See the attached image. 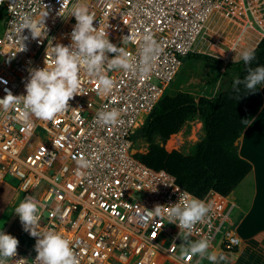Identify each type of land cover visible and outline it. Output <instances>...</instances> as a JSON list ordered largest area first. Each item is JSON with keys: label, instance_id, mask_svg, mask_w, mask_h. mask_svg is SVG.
Segmentation results:
<instances>
[{"label": "built area", "instance_id": "2783aa9c", "mask_svg": "<svg viewBox=\"0 0 264 264\" xmlns=\"http://www.w3.org/2000/svg\"><path fill=\"white\" fill-rule=\"evenodd\" d=\"M82 2L95 13L94 26L105 29L112 43L119 47L126 41L123 46L134 62L139 61L143 35L151 32L161 49L152 70L140 74L105 67L113 81L105 92L95 76L81 69V92L48 120L25 117L22 102L0 107V183L7 177L18 180V204L28 195L39 201L41 228L66 230L78 264H198L203 257L181 252L186 242L177 235V224L148 216L156 205L173 204L188 191L167 170L141 161L135 138L189 54L198 51L209 21L226 0ZM65 4L70 7L72 0ZM45 7L47 35L32 38L27 28L20 32L22 18L38 16ZM60 7L61 0H0V98L9 91L26 93L30 69L45 66L49 46L71 45L76 20L60 15ZM24 36L26 47L17 51ZM110 109L121 113L117 123L98 122L97 113ZM81 159L90 166L81 167ZM226 222L224 207L212 204L190 239L206 237L209 252L233 251L242 241ZM21 257L40 264L35 248L17 246L11 260Z\"/></svg>", "mask_w": 264, "mask_h": 264}, {"label": "clouds", "instance_id": "9594fccd", "mask_svg": "<svg viewBox=\"0 0 264 264\" xmlns=\"http://www.w3.org/2000/svg\"><path fill=\"white\" fill-rule=\"evenodd\" d=\"M63 9V11H61ZM59 14L74 15L76 23L71 33V45L56 44L49 46L45 58V66L30 69V76L25 85L24 95H13L11 91L4 98H0V107L8 109L12 105L22 102V114L25 117L35 116L48 120L58 113L65 111L68 101L74 94L81 92V69L90 76L98 79L102 89L107 92L111 89L113 81L106 74L108 70L122 69L132 73L147 74L151 72L153 61L160 52V45L151 32L143 35V43L140 46V57L134 62L129 52L123 46H117L109 40L105 29L94 26L95 13L90 12L82 0H72L69 7L65 0H61ZM48 15L46 7L38 16L26 14L19 24V30L27 28L32 38H43L47 35L45 17ZM19 32V33H20ZM22 38L23 50L26 45ZM115 53L109 57L107 53ZM240 58L245 65H249L255 58L254 48H245L240 52ZM243 84L245 94L258 90V85L264 86V65H258L254 69L249 68L247 75L241 80L239 77L233 81V87L240 98V88ZM22 97V101H21ZM121 113L117 109L102 110L97 113V121L109 125L118 121ZM241 123L247 125L248 119H241ZM81 167H89L87 159L79 161ZM212 211V204L204 199L194 197L188 192L180 194L177 202L169 205H156L149 211L148 216L167 218V222L175 223L181 229L177 234L186 243L181 244V252L184 254L206 257L213 264L225 259L222 255L209 252V240L206 237L193 240L195 226L203 222ZM18 214L24 230L37 237L35 249L40 264H78L72 237L64 229L41 228L39 201L31 195L23 198L14 208ZM19 240L16 236L0 230V264H28V259L21 257L14 262L11 260L16 255Z\"/></svg>", "mask_w": 264, "mask_h": 264}, {"label": "trees", "instance_id": "16d2710c", "mask_svg": "<svg viewBox=\"0 0 264 264\" xmlns=\"http://www.w3.org/2000/svg\"><path fill=\"white\" fill-rule=\"evenodd\" d=\"M254 49L256 58L249 65L242 59L226 62L206 53L189 54V59H204L233 69L235 74L228 86L214 97H197L187 91L175 95L168 92L142 128L148 149L137 153V157L154 169H165L173 174L177 183L194 197L204 199L211 191L228 196L253 168L252 163L241 156L238 140L262 107L261 85L248 94L243 84L236 86L240 88V98L236 99L238 94L233 81L237 77L243 80L249 68L264 65V37ZM197 115L205 135L197 142L194 152L167 150L165 143L168 141L167 146L173 147L176 133ZM241 119H248V124H242Z\"/></svg>", "mask_w": 264, "mask_h": 264}, {"label": "rangeland", "instance_id": "374dc122", "mask_svg": "<svg viewBox=\"0 0 264 264\" xmlns=\"http://www.w3.org/2000/svg\"><path fill=\"white\" fill-rule=\"evenodd\" d=\"M264 0H226L224 5L212 16L203 37L198 43L196 53H206L222 58L226 62L240 60V52L245 48H254L262 36L258 28L264 29ZM259 15L258 23H251L249 14ZM4 18L0 13V31ZM257 26V27H255ZM258 34V35H257ZM235 74V70L211 63L204 59H187L184 66L169 88V94L179 91L191 92L198 96L214 97L224 90ZM205 133L199 115L187 121L181 131L176 133L174 146L167 150L178 149L184 153H193L197 142L203 139ZM158 142H161L158 140ZM162 143V142H161ZM135 149L138 153L148 149V143L142 130L136 135ZM7 182L0 183V230L6 233H22L18 238V249H34L36 240L26 234L18 214L14 212L20 199L18 180L7 177ZM209 202V201H207Z\"/></svg>", "mask_w": 264, "mask_h": 264}, {"label": "crops", "instance_id": "0c3cea01", "mask_svg": "<svg viewBox=\"0 0 264 264\" xmlns=\"http://www.w3.org/2000/svg\"><path fill=\"white\" fill-rule=\"evenodd\" d=\"M258 17L255 12L249 14V20L253 25L258 23ZM257 30L262 36L254 48L264 37V29ZM261 91L262 107L238 140L241 156L253 165L251 172L228 196L211 191L204 198L205 200L212 196L209 203L221 204L224 207L227 212V227L234 230L242 241L233 251L211 250L210 252L216 253L218 257L222 255L225 258L215 264H264V86H261ZM214 195L222 198L216 199ZM214 199L217 203H212ZM12 235L20 238L22 233L13 232ZM198 264L213 262L203 257Z\"/></svg>", "mask_w": 264, "mask_h": 264}, {"label": "bare ground", "instance_id": "6f19581e", "mask_svg": "<svg viewBox=\"0 0 264 264\" xmlns=\"http://www.w3.org/2000/svg\"><path fill=\"white\" fill-rule=\"evenodd\" d=\"M263 3V2H262ZM214 196H216V199H218V198H222V197H220V196H218V195H214ZM211 197L212 196H209V197H207L206 199H205V201H209L210 199H211ZM213 202L212 203H214V202H216L217 203V200H212Z\"/></svg>", "mask_w": 264, "mask_h": 264}]
</instances>
